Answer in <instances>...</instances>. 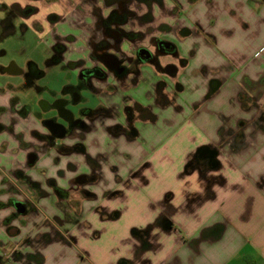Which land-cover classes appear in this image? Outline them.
I'll use <instances>...</instances> for the list:
<instances>
[{"label":"crops","instance_id":"obj_1","mask_svg":"<svg viewBox=\"0 0 264 264\" xmlns=\"http://www.w3.org/2000/svg\"><path fill=\"white\" fill-rule=\"evenodd\" d=\"M148 1L126 0L136 13L130 29L143 35L118 45L133 58L134 48L146 46L157 60L134 61L123 80L109 71L107 82L94 79L108 91L98 106L114 107L116 116H90L98 106L87 108L78 118L88 127L82 138L55 134L30 106L19 115L23 104L0 84V264H264V0ZM12 4L36 9L24 17L22 35L42 37L47 48L53 34L62 43L75 35V71L97 65L89 31L71 23L94 24V6L107 12L102 0H0L1 27ZM73 4L85 12L72 15ZM153 38L172 51L156 52ZM125 105L139 106L130 136L113 129L126 126ZM48 133L67 150L48 147ZM187 143L186 178L182 166L162 161L134 171ZM21 187L27 192L18 194ZM104 232L108 245L91 249L81 241ZM115 245L124 252L116 254ZM100 248L107 257L86 255Z\"/></svg>","mask_w":264,"mask_h":264},{"label":"flooded vegetation","instance_id":"obj_2","mask_svg":"<svg viewBox=\"0 0 264 264\" xmlns=\"http://www.w3.org/2000/svg\"><path fill=\"white\" fill-rule=\"evenodd\" d=\"M116 1V0H115ZM138 1H146L148 0H138ZM157 1V0H154ZM88 2V0H81V3ZM126 0H117V6L112 5L114 3V0H102V5L104 7H107V12L105 15L102 14V8L99 5L94 6V14L95 16V23L92 25L89 24H82V21H77L71 23L75 26V28H78V26H83L86 28L87 31H89V37L92 43L91 48V54H89L92 59H94L95 63L97 65H93L91 67H86L79 69L78 71H75V80L72 82V84H67L63 87L62 92L60 95H58L53 104L46 103L45 105H41V110H36L34 112V115H39L40 117L43 115L46 111H52L50 115H45L43 117V122L46 124H50L54 128V133L59 134L61 132H64L65 137H76L79 138L83 137V133L88 127L82 122L80 119H75V113L70 110V106L74 103L80 102L83 100L82 92L83 90H86L90 94H97L99 97H102V95H105V93L101 92L100 89H98V86L95 85L94 79L98 81L107 82L109 77L107 71H109L111 76L117 77L120 80L125 79L130 69V64L134 61H139L140 58L142 59H148L150 61H156L157 56L154 53H151L148 47L146 46H137L134 48V58L129 56L125 49L121 45L119 46L118 43L124 42L126 40L128 41H134V39L142 37V33L140 32H133L130 28L132 27L131 18H135L136 13L129 10V8L125 5ZM97 3V2H96ZM98 4V3H97ZM73 13L72 15H80L85 12V8L82 6V4H73ZM35 7L27 6L26 8L20 9L18 5L12 4L9 6V12H7L6 16L3 19V24L7 28V31L13 30L17 25H19L22 28H25V23L23 21L24 17H26L29 13L35 12ZM71 15V16H72ZM53 15L49 16V20L52 19ZM149 16L148 14H145L144 17L147 18ZM54 42L50 44L48 47L50 59L48 62L53 63H66L71 66L72 69H76V67H79L81 62L71 59L72 56L77 53L75 46H70L71 44L76 42L77 37L72 34L63 35V43L62 40L59 39V36L56 34L52 35ZM152 43L155 47L156 52L161 51H172V45L168 43L167 47L165 46V42L161 41L157 38L152 39ZM167 43V42H166ZM118 45V46H117ZM117 51V52H116ZM150 54H148V52ZM108 54L115 55L120 61V66L123 67L122 72L116 73L115 71L109 69L106 64L102 61L103 57L108 56ZM147 55L149 57L147 58ZM30 68H32V71H30V77L38 76L42 74L40 70H38L33 63H29ZM0 69H7L8 71L12 72H18L20 74H26V71L23 69H20L16 66V64L11 61L6 66H0ZM110 88V91L113 92L114 85L111 84V82L107 83L106 87ZM17 99L14 98V102H16ZM42 101V100H41ZM134 110H139V106L134 105L127 106L125 105L122 108L123 115L126 119V126L121 125H115L113 126V129L116 133H126L127 136H130L131 133H136L135 128L131 125L133 120V113ZM82 111V109L80 110ZM5 112V110H4ZM29 112V106H23L20 108V110L17 112L21 116L27 115ZM84 112V111H83ZM88 114L90 116L95 115H106L109 117H115L116 112L114 110V107H103L98 106L96 109L92 111H88ZM62 124L63 127L60 125ZM76 127L79 128L80 132L76 133ZM7 130L12 131V127L8 126ZM33 134H37V132H32ZM19 137H21V134H18ZM45 142L48 147H56L57 151L60 152L63 149V152L67 150L66 146H62L58 140H55V138L52 136V134L48 133L45 137ZM26 144V143H25ZM83 149V146L81 144H78V147ZM203 151V150H202ZM199 152V155L204 158L205 154L204 152ZM90 160V159H89ZM212 162V159L209 160ZM214 161V160H213ZM94 175L91 176H82L77 179L82 181H87L89 179H93ZM82 193H85L82 191Z\"/></svg>","mask_w":264,"mask_h":264},{"label":"rangeland","instance_id":"obj_3","mask_svg":"<svg viewBox=\"0 0 264 264\" xmlns=\"http://www.w3.org/2000/svg\"><path fill=\"white\" fill-rule=\"evenodd\" d=\"M3 19L4 18H1V21ZM15 28L17 30L15 36L12 35L8 38H3L2 36H4V33H6L7 28L4 26V24L3 27L0 25V33L2 35H0V66L4 67L13 61L18 68L25 70L26 74H10L6 72L2 73L0 71V84H2L3 88L7 89V92L11 96H15L17 101L19 100L23 106H30V110H41V100L53 104L55 98L61 94L63 87L67 84H72V82L75 80V69H72L69 64L64 62L60 64L53 63V61L48 62L51 57L44 39L31 33H25L22 35L24 28L20 27L19 25H17ZM71 59L74 58L72 57ZM29 63L35 64L36 68L40 70L42 74L30 77L29 73L32 71V68H30ZM82 95L83 100L70 106V110L75 113L74 115L76 119L83 115L86 116L85 110L87 108L93 109L102 103V98L97 94H90L86 90H83ZM81 109L82 111H80ZM51 113L52 111L50 110L46 111L43 113V116L47 114L50 115ZM190 144L191 143H187L185 146L184 144L175 145L177 146L175 149L178 150L170 155L166 154L165 156H160L154 154L150 158L143 159L140 165L136 167L137 169L134 171L140 173V169H142L146 163L151 162L155 164L156 162L162 161L173 166H182L180 178L184 179L187 177V171L184 170V163L181 165V162L184 154V148L186 150V146L189 147ZM118 149L116 150L119 151ZM120 154L121 153L119 151V154L116 155L117 163L122 169H125L129 166V163L125 158H122ZM191 161V159L188 161L186 160V165L191 164ZM149 172L150 171L148 169L144 170L141 175H145L147 173L149 174ZM9 178L10 180H13L11 176H9ZM9 188L11 187L9 186ZM20 190L21 191H19L18 194H23L22 191L24 193L27 192L26 188L21 187ZM125 222V216L117 221L118 226L121 228L126 224ZM83 230L86 233L90 232V228ZM178 233L180 234L181 239H188V237H186L187 235L184 234L181 229L178 231ZM107 235L108 233L104 232L98 239L89 237L84 240L81 239V241L84 245H88L91 249L94 247H102V245H108L109 243ZM176 236L177 231L174 232L172 238L176 240ZM122 247L115 245L113 246V250L117 254L122 252L125 248H129V245L124 244L123 250ZM89 252V254H86L88 255L89 259L98 260L99 258L101 259L107 257L103 248L94 251L92 254L90 250ZM81 255L83 256V254Z\"/></svg>","mask_w":264,"mask_h":264},{"label":"water","instance_id":"obj_4","mask_svg":"<svg viewBox=\"0 0 264 264\" xmlns=\"http://www.w3.org/2000/svg\"><path fill=\"white\" fill-rule=\"evenodd\" d=\"M167 45H168V43L165 42L166 47H167ZM147 52H148V54H150L149 51H147ZM148 57H149V55H147V58ZM102 61L106 64V66L109 69L115 71L116 73H120L123 70V67L120 66L121 61L113 54H110V55L108 54V56L103 57ZM60 125L63 127L62 124H60Z\"/></svg>","mask_w":264,"mask_h":264}]
</instances>
